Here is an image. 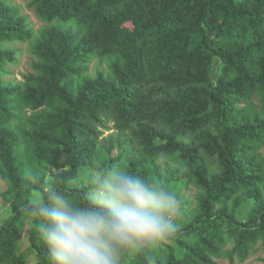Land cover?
I'll return each instance as SVG.
<instances>
[{
  "label": "trees",
  "instance_id": "1",
  "mask_svg": "<svg viewBox=\"0 0 264 264\" xmlns=\"http://www.w3.org/2000/svg\"><path fill=\"white\" fill-rule=\"evenodd\" d=\"M27 5L48 26L30 47L33 73L15 84L4 80L14 52L2 46L33 33L0 0V182L12 212L0 224V264H49L26 212L31 190L43 191L44 166L57 173L53 186L79 202L87 189L64 180L81 166L104 172L113 163L146 178L151 161L165 173L173 164V183L183 177L211 191L170 240L125 264L241 263L264 245V0ZM94 59L108 71L90 78ZM107 123L127 142L109 163L97 148Z\"/></svg>",
  "mask_w": 264,
  "mask_h": 264
},
{
  "label": "clouds",
  "instance_id": "2",
  "mask_svg": "<svg viewBox=\"0 0 264 264\" xmlns=\"http://www.w3.org/2000/svg\"><path fill=\"white\" fill-rule=\"evenodd\" d=\"M90 181L84 202L54 186L30 196L26 212L49 264H125L177 232L183 203L175 190L119 163Z\"/></svg>",
  "mask_w": 264,
  "mask_h": 264
},
{
  "label": "rangeland",
  "instance_id": "3",
  "mask_svg": "<svg viewBox=\"0 0 264 264\" xmlns=\"http://www.w3.org/2000/svg\"><path fill=\"white\" fill-rule=\"evenodd\" d=\"M30 0H9L10 6L19 10V15L26 18V23L29 29L33 33V39L25 42L9 43L2 46V49L11 50L14 52V58L12 63L6 65L7 75L4 77L5 81L13 82L15 84L21 83L23 78L33 73L32 63L35 61V57L32 55L30 47L35 37L40 36L43 29L48 25L42 22L34 13V10L28 7ZM216 67L211 75V79H215ZM108 71L107 63L101 60H92L86 71V76L90 78H95L98 72L106 73ZM257 103V102H256ZM101 135L98 137L97 148L100 149L102 155L104 156V161L109 163L116 158H119V153L121 149L119 145L126 144V138L120 136L117 131L113 128L111 123H107L105 129H100ZM160 140V139H159ZM137 153V160L139 161V154ZM259 153L264 156V144L259 150ZM124 156H129V151L124 150ZM133 156H136L135 152ZM152 164V170L148 175V179L162 183L169 188L175 190L183 203V212L178 220V228L183 227L189 216L188 212L192 209H197L200 207L202 202L207 197L208 192H199L191 183H188L183 177L173 183L172 176L174 173L171 170H175L178 167L176 165L170 164L167 166L168 170L165 173V169H160L158 162H150ZM43 174H45L43 191L47 192L50 186H53L57 182V173L50 167L44 166L42 168ZM103 172V169H92L89 166L79 167L75 180L68 181L64 180V184L67 187H77L82 186L88 191H91L93 185L90 181L91 176H96L97 178ZM62 173V172H61ZM165 173V174H164ZM164 174V175H163ZM164 176V177H163ZM4 185L0 182V224L6 221L11 215V208L8 203H5L1 197V193L4 190ZM34 190L32 189L29 193V199ZM260 205L264 204V200H260ZM31 228L30 220L27 221L25 229L23 231V237L19 244L20 250H26L28 247V232ZM217 264H231L228 258H220L216 260ZM233 264H264V245L257 243L254 250L248 255L245 261L238 262L237 259L234 260Z\"/></svg>",
  "mask_w": 264,
  "mask_h": 264
}]
</instances>
